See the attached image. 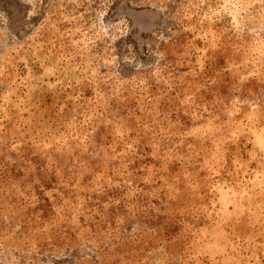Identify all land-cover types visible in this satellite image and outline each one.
<instances>
[{
	"label": "rangeland",
	"instance_id": "rangeland-1",
	"mask_svg": "<svg viewBox=\"0 0 264 264\" xmlns=\"http://www.w3.org/2000/svg\"><path fill=\"white\" fill-rule=\"evenodd\" d=\"M0 264H264V0H0Z\"/></svg>",
	"mask_w": 264,
	"mask_h": 264
}]
</instances>
